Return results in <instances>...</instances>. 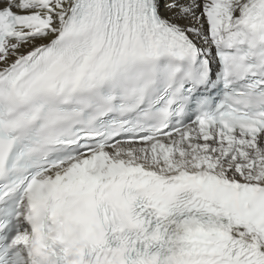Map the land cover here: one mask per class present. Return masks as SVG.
Instances as JSON below:
<instances>
[{
  "label": "snow or ice",
  "instance_id": "obj_1",
  "mask_svg": "<svg viewBox=\"0 0 264 264\" xmlns=\"http://www.w3.org/2000/svg\"><path fill=\"white\" fill-rule=\"evenodd\" d=\"M0 264H264V0H0Z\"/></svg>",
  "mask_w": 264,
  "mask_h": 264
}]
</instances>
